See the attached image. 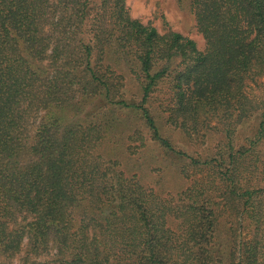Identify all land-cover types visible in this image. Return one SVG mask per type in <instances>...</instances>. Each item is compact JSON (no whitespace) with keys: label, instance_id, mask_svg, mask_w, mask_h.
<instances>
[{"label":"trees","instance_id":"1","mask_svg":"<svg viewBox=\"0 0 264 264\" xmlns=\"http://www.w3.org/2000/svg\"><path fill=\"white\" fill-rule=\"evenodd\" d=\"M188 1L203 50L126 0H0V264H264V100L247 91L264 76V0ZM159 110L188 137L223 133L174 195L113 157L147 139L185 155Z\"/></svg>","mask_w":264,"mask_h":264},{"label":"rangeland","instance_id":"2","mask_svg":"<svg viewBox=\"0 0 264 264\" xmlns=\"http://www.w3.org/2000/svg\"><path fill=\"white\" fill-rule=\"evenodd\" d=\"M126 5L132 18H137L143 23H150L161 33L168 28L178 31L193 39L200 50L205 48V41L195 26L194 15L190 10L188 0H126ZM125 82L128 90L137 91L135 82L129 76L126 77ZM247 91L264 100V76L258 79V83H250ZM156 113L157 123L163 135L169 138L176 150L182 151L187 156L169 152L147 139L146 146L138 148L137 153L130 155L125 146H121L116 150L113 157L120 160L123 165L126 164L128 166L125 168L126 170L141 175L143 183L158 192H162V196L174 195L186 188L189 183L180 173V166L188 161V156L196 157L199 155L206 158L214 154L223 133L214 130L208 132L205 137L201 136V132L188 137L181 129L170 125L166 121V115L160 110ZM123 118L127 131L131 132L132 127L136 128V126L141 125L133 115L125 114ZM250 127H252V122L244 123L241 126V135L250 134ZM237 138L241 139L238 132ZM133 143L138 144V142ZM221 217L222 232L226 234H223L224 236H227V227L229 228L232 217L225 212L222 213ZM236 234L237 241L244 242L251 237L252 230L241 226ZM223 235H220L222 248L219 247V249L226 250L228 243L223 241Z\"/></svg>","mask_w":264,"mask_h":264}]
</instances>
